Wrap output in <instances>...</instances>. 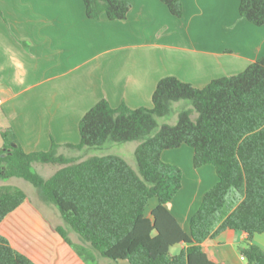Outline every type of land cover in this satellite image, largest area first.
Masks as SVG:
<instances>
[{"label": "trees", "instance_id": "obj_1", "mask_svg": "<svg viewBox=\"0 0 264 264\" xmlns=\"http://www.w3.org/2000/svg\"><path fill=\"white\" fill-rule=\"evenodd\" d=\"M86 18L124 21L131 9L124 0H81ZM169 13L182 17L179 0H159ZM239 16L264 26V0H239ZM186 102L175 110L173 105ZM151 108L131 109L121 103L112 108L106 100L91 107L78 123L79 142L59 145L51 138L47 151L26 153L11 128L0 129V181L12 178L29 183L37 196L58 212L63 227L56 232L71 246L69 229L83 246L100 258L128 264H214L202 251L206 239L226 231L246 235L239 248L246 264H264V251L254 242L264 237V57L244 71L209 82L196 89L175 77L160 79ZM175 114L172 125L157 119ZM194 114V117L192 115ZM137 142L136 170L119 156L66 157L59 148L85 153L105 144ZM189 147L192 166H211L217 182L206 191L184 233L166 209L181 189L182 171L165 163L167 150ZM56 165L49 178L33 165ZM156 207L144 216L149 201ZM26 201L15 186H0V224ZM179 244L182 250L171 255ZM91 261L84 247H74ZM0 264H34L0 235Z\"/></svg>", "mask_w": 264, "mask_h": 264}, {"label": "crops", "instance_id": "obj_2", "mask_svg": "<svg viewBox=\"0 0 264 264\" xmlns=\"http://www.w3.org/2000/svg\"><path fill=\"white\" fill-rule=\"evenodd\" d=\"M124 1L131 5L126 20L109 21L86 18L81 0H0V129L11 128L26 153L47 151L51 138L77 144L80 119L100 100L112 108L123 103L149 109L164 77L202 89L264 57V26L239 16V0H179L181 18L159 0ZM166 152L161 159L171 163ZM58 169L50 168L44 178ZM181 171V189L166 209L188 234L191 216L217 177L211 166ZM156 205L149 201L145 218ZM18 209L0 224L7 221L12 234L0 235L34 264H128L100 258L64 228L69 246L55 231L61 224L53 228L59 240L39 242L33 222L38 213L30 208L17 214ZM245 242L244 233L226 231L201 248L214 264H246L239 253ZM254 242L264 251L263 236ZM73 246L84 247L91 261L84 262ZM184 247L169 252L174 256Z\"/></svg>", "mask_w": 264, "mask_h": 264}, {"label": "rangeland", "instance_id": "obj_3", "mask_svg": "<svg viewBox=\"0 0 264 264\" xmlns=\"http://www.w3.org/2000/svg\"><path fill=\"white\" fill-rule=\"evenodd\" d=\"M186 102H178L173 105L175 110L179 109L182 106H186ZM194 117V114L192 115ZM176 116L175 114L170 115L168 117H163L160 119H157V124H169L172 125L175 123ZM137 145V142H127L123 144H105L104 146L98 148V149H89L85 153L73 151L67 148L62 147L61 152L64 156L70 157V158H77L82 160H85L87 157L90 156H104V155H115L122 157L127 164L136 170V165L134 161V149ZM1 147V143H0ZM61 152H58L61 154ZM164 157H166L169 161H171L172 165H177L181 170L187 174V172H191L192 170V151L189 147H181V149H174V150H167ZM56 165H48V166H42L39 164H36L35 167H33L34 172H36L38 175L42 176L43 178L48 176L46 175L49 173L50 168H55ZM192 174V173H191ZM14 185L17 186L21 191L24 192L26 195V203L24 209H18L17 214H21L25 209L30 210L32 208L33 210H36L38 214L37 217L33 220V222L37 225L38 230L37 235L35 236L39 242L43 239H47L51 244L54 243L55 240H59V236L53 231L54 227H57L56 225L61 224V226H64L60 220V217L58 215L57 210L52 205H47L43 201L39 199L37 196L36 190L27 182L21 180V179H10L6 181H0V186L2 185ZM29 204V205H28ZM30 208H29V207ZM42 213H40V212ZM12 217H10L8 220H10ZM67 231L70 233V236H76L74 233H72L69 229ZM0 234L4 235L5 237H9L8 235L12 234L11 228L9 223L6 221L4 225L0 227ZM7 235V236H6ZM8 239V238H7ZM69 250L70 247H68ZM40 253V252H39Z\"/></svg>", "mask_w": 264, "mask_h": 264}]
</instances>
